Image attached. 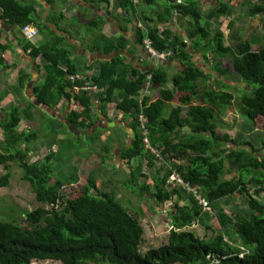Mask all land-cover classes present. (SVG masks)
Listing matches in <instances>:
<instances>
[{
  "label": "trees",
  "instance_id": "1",
  "mask_svg": "<svg viewBox=\"0 0 264 264\" xmlns=\"http://www.w3.org/2000/svg\"><path fill=\"white\" fill-rule=\"evenodd\" d=\"M139 1L140 6H146L163 0ZM183 1L181 4L165 2L159 20L168 23L175 11L191 17L193 33L198 35L195 42L209 40L212 49H219L218 58L231 60L234 71L250 87L241 95L242 110L255 128L264 129V44L254 49L250 40H243L237 42L236 50L224 46L223 34H210L201 22L197 0ZM0 8L4 18L13 19V23L22 30L33 23L44 34L47 30L55 34L33 19L35 11L32 5H23L20 0H0ZM227 11L228 7L224 5L218 9L221 16ZM250 14L263 19L264 0L253 6ZM142 19L145 23L153 21L151 16H143ZM148 28V38L157 52L163 53L172 47L177 59L183 63L188 62L185 71L173 78L177 89L187 96L180 97V104L169 111L167 117H164L163 109L167 102L173 101L175 94L172 90H163L168 79L162 69L144 74L136 71L139 76L130 77L124 71L126 66L122 62V66L117 65V59L112 64L102 65L100 76L92 80L96 86L105 88V101H112L117 91L121 92L123 100L118 107L132 112L136 127L139 126V113L142 111L147 116L150 142L154 148L158 145L156 149L162 156L177 151L183 156L190 153L195 155L189 160L188 167L173 164L174 161L170 165L186 183H191L201 199L212 204L238 194L246 199L250 212L240 215L220 210L215 216L219 231L211 236L199 237L185 228L200 220L205 215V209L184 188L168 190L165 186L166 174L164 169H160L164 174L160 180H156L155 194L152 195L160 205L171 200L175 203L176 213L171 215L174 228L169 231L165 245L141 254L144 229L137 214H132L115 194L98 192L96 180L90 176L82 191L66 197L64 191L72 183L62 179H56L53 183L55 154L38 164L29 161L31 144L39 138V134L34 130H20L23 113L21 108L13 106L7 116L0 119V129L4 132L0 168L5 172L0 176V187L8 186L14 177V166H18L23 173V181L29 183L34 193L38 207L26 212L27 226L0 218V264H33L34 261L61 264H264V202L261 199L264 193V137L258 148L251 141L243 139L238 142L228 133L219 134L217 128L220 125L214 117L216 113H224L229 109L236 98L235 94L206 89L197 97L201 104H190L197 94L196 82L207 81L210 75L191 65L190 56L182 49V41L170 40L171 32L150 26ZM137 38L142 44L141 31ZM64 41V36L56 34L47 43L32 47L31 55L35 60L43 57L50 61L46 66L47 79L36 87V94L44 104L56 98L73 100L79 108L72 110L69 116L71 123L77 128L89 129L94 124L91 119L93 95L82 89L85 81L70 79L75 75L76 64L72 59V45ZM118 41L115 48L125 47V38L120 37ZM59 63H63L61 65L66 70L59 67ZM148 76H151V83L159 86L160 96L152 102L145 97L141 104L137 96ZM74 87H78V91H73ZM183 105H188L185 117L181 115ZM34 107V103H28L26 114H30ZM186 125L194 134L174 143L170 136L178 126ZM230 143H235L232 152L229 149ZM236 143L239 146L251 145L253 152L238 149ZM145 150L143 137L138 132L131 148L123 151V157L132 161L143 155L147 158V166L152 167L158 159ZM259 154L261 157L257 156ZM234 172L237 175L227 179ZM140 176L145 178L141 173ZM148 192L147 188L135 191L140 197ZM232 225L239 235V247L232 245L223 232V228ZM242 248L250 252L245 254Z\"/></svg>",
  "mask_w": 264,
  "mask_h": 264
},
{
  "label": "crops",
  "instance_id": "2",
  "mask_svg": "<svg viewBox=\"0 0 264 264\" xmlns=\"http://www.w3.org/2000/svg\"><path fill=\"white\" fill-rule=\"evenodd\" d=\"M259 1L197 0L199 3L198 10L202 18L201 22L206 25L208 32L210 34L222 33L224 46L232 47L235 50L237 42L243 40H250L254 49H258L264 44V37L256 35L257 28L264 21V18L252 17L250 14V9L260 4L262 0ZM20 2L23 5L34 6L33 19L43 27L52 30L55 34H51L48 30L44 34L38 25L32 23L27 26L37 28L40 35L30 39L22 28L13 23V19L4 18L3 10L0 8V119H4L13 106L21 108L23 113L21 130H34L39 134V138L31 144L32 150L34 146H40L45 154L40 161L55 154L53 160L54 178L55 168L58 172L60 168L67 166L68 170L72 171V175L68 177L66 182L72 183L73 187L82 186L84 185L83 182L86 186V179L90 176L94 177V175H91L95 171L93 170L95 169L94 165L100 164L98 166L100 174L97 176L99 182L96 181V189L100 193L116 194L117 192V195L120 194L116 196L118 201L120 203L121 201L127 202L124 206L130 212L132 210V214H137L144 229L140 253L145 254L152 248L165 245L168 242L169 231L174 228L171 215L176 213V206L172 200L160 205L153 198L152 194H155L156 180H160L164 173L167 180L169 164L172 165L171 161H174L173 164L178 166L188 167L189 160L195 155L190 153L183 156L177 151V153L172 152L169 155L162 156L156 149L158 148L156 144L155 149L158 158L155 155L154 157L158 160L155 161L152 167L147 166V158L143 155L132 161L124 159L123 151L131 148L137 133H141L140 127H136L132 112L124 111L118 107L123 100L121 92L117 91L112 101H105V88L98 87L99 85L96 86L92 79L100 76L102 65L112 64L117 59L119 60L117 65L122 66L120 64L122 62L126 66L124 71L130 77H138L139 74L136 71L144 74L154 69H162L168 79L165 86L162 87L163 90L169 89L174 91L175 94L173 101L167 102L163 109V115L167 117L169 111L180 104V97L187 96L186 93H182L177 89L173 83V78L185 71L188 62L183 63L177 59L172 47L164 50V53H169L165 60L156 61L152 59L146 46V41L149 39L148 27L150 26L171 32L170 40L182 41V49H185V53L190 56L191 65L210 75L207 81L199 80L196 82L197 94L193 96L190 104H201V100L197 97L206 89L228 91L235 94L234 91L240 90L241 85H245L243 89L246 90V83L234 71L231 60L218 58L217 50L219 49L215 47L212 49L209 40L198 42L199 44L195 42L198 35L193 33L194 27L191 17H185L175 11L168 23L159 20L158 16L165 8V2L181 4L184 2L183 0H163L146 6H140L139 0L137 2L132 0H20ZM223 5L228 7V11L221 16L218 9ZM143 16H151L153 21L145 23L142 19ZM232 25H234V28H232ZM139 31L143 35L142 44L139 43L137 38ZM249 33L252 35L249 36ZM56 34L64 36V43L72 45L70 47L73 52L72 59L75 60L76 64L74 76L88 80L94 86V89L90 91L93 95L91 119L94 124L89 129L77 128L71 123L69 116L72 110L79 108L73 100L56 98L51 103L44 104L37 97L36 87L42 85L47 79L46 66L50 64V61L43 57L35 60L31 55L32 47H39L47 43ZM120 37L126 39V41H123L125 47L115 48L114 46L118 44ZM61 64L63 63H59V67L66 70V67ZM66 78H69V76ZM22 82H25V84ZM67 91H69V88ZM159 96V86L150 83V79L147 78L143 88L139 91L137 99L142 103V99L146 97L152 102ZM30 102L34 103L35 107L32 109L33 112L30 111V114H26L25 109ZM187 109L188 105L182 106V116H186ZM37 117H43L45 120H40ZM214 118L220 125L217 128L219 134L228 133L233 139L237 140L235 134L239 130V123L244 122V120H241L243 117L239 109L235 107L234 102L226 112L216 113ZM146 127L149 136L148 118ZM176 129L173 135L170 136L174 143L185 140L194 134L187 125L178 126ZM98 135H101V137ZM87 137L89 139L95 137L94 139L101 142L102 148L98 145L99 143L91 142L93 144L91 154L98 153L101 149L105 156L101 155L100 157H104L103 162L107 167L102 166L100 160L99 162L97 160L87 161L86 158L79 157L77 153H71L74 152L73 145H75V141L81 144L83 138ZM149 138L151 139V136ZM2 140H4V132L0 129V151H3L2 146H4ZM65 144L69 145V151L62 153V146ZM151 146L154 148L152 144ZM236 146L238 148L239 143H236ZM229 149L232 152L235 149V143H230ZM145 152L151 153L150 150H145ZM66 157L71 165L64 162ZM258 157L260 156L258 155ZM63 169L67 171V168ZM160 169H164V173ZM140 173L145 178H141ZM236 175L237 173L234 172L227 176V179H232ZM187 184L189 188L187 192L192 194L201 206V201L205 200L197 195V190L191 183ZM130 188H134V191ZM144 188L149 191L144 197L134 194L135 191H141ZM92 192L95 193V190ZM198 193H200L199 190ZM182 205H187V203ZM138 207L145 212L135 210ZM130 208L132 209L130 210ZM203 209H205V215L185 228L186 230L200 228L203 234H197L192 230L199 237H205L206 233L211 236L219 231L220 228L217 226L215 216L220 210H225L228 214L243 212L244 215L250 212L246 199L238 194L212 204L207 203V207H203ZM223 232L232 245L241 246L235 226H227L223 228ZM142 247L143 252L141 251ZM245 249L242 248L244 252Z\"/></svg>",
  "mask_w": 264,
  "mask_h": 264
},
{
  "label": "rangeland",
  "instance_id": "3",
  "mask_svg": "<svg viewBox=\"0 0 264 264\" xmlns=\"http://www.w3.org/2000/svg\"><path fill=\"white\" fill-rule=\"evenodd\" d=\"M257 24H258V22L256 23V25ZM232 28H234V25H232ZM257 30L258 31L256 32V35H261L264 37V21L262 23H260ZM251 35L252 34L249 33V36H251ZM148 78H149V76H148ZM80 79L83 80V78H80ZM243 86H245V85H241L240 90L234 91V93L236 94V98L234 101L235 107L239 109V112H240L241 116L243 117V118H241V120L242 119L244 120V122L239 123L238 120L236 119V121H237V123H239L240 127L238 126L239 130H237V133L235 134V136L237 135V138H236L237 141H242L243 139H244V141H248V142L251 141V143H254L259 148L261 138L264 137V129L258 130L257 128H255L253 122L245 115V113L242 110L243 106L241 103V95L244 93ZM246 87H247L246 91L250 89V87H248V86H246ZM37 118L40 120H45L43 117H37ZM235 126H237V125L235 124ZM20 130H21V128H20ZM98 136L101 137V135H98ZM94 138H91V139H89L88 137L83 138V141L81 144H78V141H75V145L72 144L74 152H71V153H77L79 155V157L81 156V158H86L87 161L97 160V162H99V160H100L101 165L104 167H107L103 162L104 157H100L101 155L105 156L101 149H100L101 151L99 150L98 153L91 154V149L93 146L92 143H99L98 145L100 146V148H102L101 142L97 141ZM62 148H63L62 153H67L69 151L68 150L69 145H67V144L63 145ZM0 150H1V144H0ZM252 152H253V150H252ZM44 156H45V154L41 150L40 146L36 145V146H34L33 150L30 153L29 161L32 164L33 163L38 164L41 162L40 160H42L44 158ZM259 156L261 157L260 154H259ZM64 162L66 164L71 165V163L67 157L65 158ZM76 165H78V164H76ZM99 165L100 164H98L96 166L94 165L95 169H93V170H95V171L91 174V175H94V179L98 182H99V178H97V176L100 174L99 170H98ZM63 168H67V171ZM4 173H5L4 169L0 168V176L3 175ZM12 173H13L14 177L12 178V180L9 181L8 186L7 187H0V218L4 219V220H8V221H15V222H18V223H21V224L27 226V223L25 222L26 212L30 211V210H34L36 207H38V204L36 202L34 193L31 189L29 183L23 181V179H22L23 173L18 168V166H14ZM71 175H72V171L68 170L67 166L60 168L58 170V172H57V168H55V178L53 179V183L56 181V179H59V180L62 179L63 181H66L68 179V177ZM0 178H2V177H0ZM83 184L85 185V182H83ZM84 185H82V186L79 185V186H75V187H73L72 185H67L68 187H66V190L64 191V193L66 194V197L67 196L69 197L70 194H74V193H78V192L82 191V189L85 187ZM130 189H132L134 191V188H130ZM134 194H135V192H134ZM115 195L119 196L120 194L117 195V192H116ZM73 196L74 195H72V197ZM262 197L263 198H261V199L264 202V193L262 194ZM121 203L123 205L127 204V202H124V201H121ZM131 209L132 208H130V210ZM135 210H138L140 212L144 211L140 207L136 208ZM131 212H132V210H131ZM240 214L243 215V212H240ZM198 229L192 228V230H194L197 234H203V231L200 230V228H198ZM206 235H207V233H206ZM159 242H161V241H159ZM159 242H157V243H159ZM141 251L142 252L144 251L143 247L141 248ZM245 252L249 253L250 251L246 248ZM33 264H61V263L54 262V261H45V262L34 261Z\"/></svg>",
  "mask_w": 264,
  "mask_h": 264
},
{
  "label": "built area",
  "instance_id": "4",
  "mask_svg": "<svg viewBox=\"0 0 264 264\" xmlns=\"http://www.w3.org/2000/svg\"><path fill=\"white\" fill-rule=\"evenodd\" d=\"M132 1L137 2L138 0H132ZM23 30H24V33L27 35V37L31 38V39L40 35L39 30L33 29L30 26L25 27ZM146 46H147L148 52L150 53L152 59H154L156 61H163L169 56V53L167 54L164 52L163 53L157 52V50L153 47L151 40H149V39L146 41ZM71 79H72V81L81 80L79 78H76L75 76H73ZM149 79H151V76H149ZM83 81H85V83L82 86L83 90L91 91L94 89V86L90 81H88V80H83ZM73 91H75V92L78 91V87H74ZM146 124H147V116L143 112H140L139 113V127H140L141 134L143 137V143H144L145 149L147 151L150 150V152L153 155L158 156L157 150L155 148H152V146H151V142H150V139L148 136V129L146 127ZM167 173H168V177L166 180V187L167 188H169V189L184 188L187 191H189L188 184L183 180V178L175 170H173L171 168L170 164H169V170ZM201 203H202L203 207H207V203L205 201H201ZM245 254H248V253H245ZM213 263H218V262H213Z\"/></svg>",
  "mask_w": 264,
  "mask_h": 264
},
{
  "label": "water",
  "instance_id": "5",
  "mask_svg": "<svg viewBox=\"0 0 264 264\" xmlns=\"http://www.w3.org/2000/svg\"><path fill=\"white\" fill-rule=\"evenodd\" d=\"M238 149H240V150H242V149H247V150H249V151H252V150H253L251 145L239 146Z\"/></svg>",
  "mask_w": 264,
  "mask_h": 264
},
{
  "label": "clouds",
  "instance_id": "6",
  "mask_svg": "<svg viewBox=\"0 0 264 264\" xmlns=\"http://www.w3.org/2000/svg\"><path fill=\"white\" fill-rule=\"evenodd\" d=\"M24 29V28H23ZM23 32H24V30H23ZM31 39V38H30ZM34 39V38H33Z\"/></svg>",
  "mask_w": 264,
  "mask_h": 264
},
{
  "label": "bare ground",
  "instance_id": "7",
  "mask_svg": "<svg viewBox=\"0 0 264 264\" xmlns=\"http://www.w3.org/2000/svg\"><path fill=\"white\" fill-rule=\"evenodd\" d=\"M151 83V82H150ZM145 90V89H144ZM143 92V91H142ZM142 104V103H141Z\"/></svg>",
  "mask_w": 264,
  "mask_h": 264
}]
</instances>
